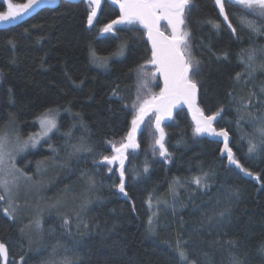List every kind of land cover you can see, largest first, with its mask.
<instances>
[{
  "label": "trees",
  "instance_id": "1",
  "mask_svg": "<svg viewBox=\"0 0 264 264\" xmlns=\"http://www.w3.org/2000/svg\"><path fill=\"white\" fill-rule=\"evenodd\" d=\"M8 2L0 0V11ZM222 2L224 14L216 0H191L186 10L185 30L199 62L190 75L204 114L223 108L212 126L228 133L234 158L252 175L229 163L223 137L195 134L191 114L180 107L162 124L165 156L155 144V118L139 130L137 147L124 159L127 195L118 188L120 166L111 168L103 158L127 138L137 96L163 87L148 63L146 30L124 24L103 31L120 16L110 0L91 25L87 0H60L0 24V132L28 138L39 131L41 115L57 113L56 130L16 160L37 187L34 198L23 213L17 210L18 218L0 201V243L7 248L0 264H181L178 242L196 264H231L233 255L264 264V152H248L249 139L260 143L256 129L264 122V18L233 0ZM252 49L257 55L249 76ZM142 79L146 87L138 91ZM150 200H167L155 230H149ZM36 218L37 236L29 230Z\"/></svg>",
  "mask_w": 264,
  "mask_h": 264
},
{
  "label": "snow or ice",
  "instance_id": "2",
  "mask_svg": "<svg viewBox=\"0 0 264 264\" xmlns=\"http://www.w3.org/2000/svg\"><path fill=\"white\" fill-rule=\"evenodd\" d=\"M41 2L42 0H27L26 3L16 4L13 3L12 0H9L7 11H0V22L14 20L33 9L34 6H39ZM90 2L95 5V8H93L88 15L89 25L93 22V17L96 15V8L99 7L100 0H90ZM113 2L119 4V19L106 25L103 31H112L113 25L115 24L141 25L146 30L148 41L151 43V57L148 63L156 67V70L163 77L164 81V87L158 95H151L143 99H141L140 95L137 96V102L132 105L134 115L131 120V130L127 134L128 142L122 143L119 147L113 145V150L116 155L111 158L107 156L103 158L108 161V163H113L116 160L120 161L119 191L125 193L124 153L129 147H137L135 143L137 129L145 122V118L149 117L151 113L155 117V129L159 133V137L155 140V144L159 146L160 155L165 156L167 149L164 145L165 132L161 127V122L165 118H170L172 116V110L181 103L186 104L193 114L195 134L208 133L210 135L223 137L225 142L224 151L227 152L229 163L235 164L241 171L246 172L248 175H252L250 172H247V169L242 168L234 158L231 148L228 147V133L222 129L217 131L212 126L213 121L220 115L223 108L212 115H205L204 111L197 105L198 84L191 78L190 74H195V72L198 71L199 62L194 61L189 44L190 33L185 30V13L191 4V0H113ZM216 3L219 5L220 12L224 14L225 9L222 0H216ZM235 3L243 6L245 9L252 10L254 13L258 12L260 17L264 18V0H235ZM224 19H228L227 15H224ZM162 20L166 21L167 27L171 29L169 35H166L165 32L161 30L160 22ZM247 23L249 28L253 31L261 30L258 29L252 21H247ZM256 55V49L250 50L247 55L245 63L249 76L255 71L254 60ZM141 73L143 77L149 75L143 72V66H141ZM151 75L154 77L155 73ZM241 75V73H237L235 79L239 80ZM143 87H146V83L142 79L138 91ZM261 92H264V88L261 89ZM229 95H231V93H229ZM244 106L247 107L248 105ZM40 126L43 130V134H47L48 131L56 127V123L54 119L45 115L40 118ZM256 131L260 136V143H254L249 139L248 152L250 154L256 153L258 149L264 152V122L261 123V126L256 129ZM29 139H32V137ZM7 143V135L0 136V189L10 194V183L14 184L16 178L13 177L11 181L7 179V177L12 174V169L5 167L6 161L11 162L12 160V154L6 151ZM16 171L19 170L17 169ZM145 171H147V169H145ZM193 182L200 185L202 183L201 177H195ZM125 195L127 194L125 193ZM4 199L5 196L0 195V201ZM149 204L151 207V200ZM4 211L7 213L8 209ZM8 214L11 215V213ZM225 214V211L218 213L220 217L225 216ZM156 216L157 213L153 212L152 216L149 217V230H152L153 217ZM65 223H67V221H65ZM184 243L186 244L187 241ZM177 252L181 264H196V261L189 260L188 253L179 246V242L177 245ZM0 257L7 258V248L3 243H0ZM231 264H244V261L238 256L233 255Z\"/></svg>",
  "mask_w": 264,
  "mask_h": 264
},
{
  "label": "rangeland",
  "instance_id": "3",
  "mask_svg": "<svg viewBox=\"0 0 264 264\" xmlns=\"http://www.w3.org/2000/svg\"><path fill=\"white\" fill-rule=\"evenodd\" d=\"M56 1L57 0H42L41 3H43V2H56ZM87 1L90 2V0H87ZM233 1L235 2V0H233ZM101 2H102V0H100V5H101ZM110 2L113 3V4H115V5H117V6H119V4L118 3H114L113 0H110ZM100 5H99L98 8H96V14H97V12H98V10L100 8ZM92 8H95V5L92 4ZM27 13L23 14L22 16L14 19V20H10L8 22H0V24H6V23L16 22V21L22 19L23 17H25L27 15ZM95 17H96V15L93 17V19ZM117 25H124V24H115V25H113V27L114 26H117ZM160 26H161V30L164 31L166 35H169L170 34L171 29L167 27L166 21H163L162 20L160 22ZM150 46H151V43H150ZM150 66L155 67L154 65H151V64H150ZM155 69H156V67H155ZM156 73L159 75V72L158 71ZM162 82H163V87H164L163 78H162ZM159 93H157L155 95H158ZM197 105H198V102H197ZM180 107L186 108L190 112L191 117L193 119V114L189 110L188 106L186 104L181 103L180 105H178L176 108H174L172 110V116L170 118H165L161 122V127H162V124L165 121L170 120V119L173 118L175 111L178 108H180ZM45 115H47L50 118L54 119L55 120V123H56V127H57V113L55 111H48V112L44 113L43 115H41L38 118V120H37L38 122L37 123L39 125V131L36 134H33L32 136H30V137H32V139H29L30 137H28V138H21L18 135H16V133L13 130H8V131L0 132V136L5 135V134L7 135L8 143H7L6 151H8V152H10L12 154V160H11V162L6 161V165H5L6 168L12 169V174L10 176H8L7 179H9L11 181L13 179V177L16 178L14 184H11L10 183V188H11V193L10 194L7 193V192H4L3 189H0V191H1V194L5 196V199L3 200V202H4V205H5V208L8 209V212L7 213H11V216H13L15 218H18V211L17 210H19L20 213L21 212L23 213V211L26 209V207H28L27 206L28 201L30 199H33L34 198V195L32 197L31 193L32 192L34 193L37 190L36 189L37 187H33L32 186L33 183L30 180V178L27 177L26 175H24L18 169V167L16 166V160H17V158H18L19 155H21L22 153L26 152L27 150L38 147L39 144H41L45 139H47L51 135V133L53 131L56 130V127H55L53 129H51L50 131H48L47 134H43V130L41 129V126H40V118L43 117V116H45ZM149 117L155 118L151 113L149 114ZM147 118L148 117L145 118V121H146ZM193 121H194V119H193ZM143 124H141L140 127L137 129V132L135 134V143H136L137 134L139 133V130L142 128ZM25 142H27V143H25ZM127 142L128 141H127V138H126L123 142H121L119 145H117V147H119L122 143H127ZM134 148L135 147H129L125 151L124 156L128 152H130L131 150H133ZM224 152H226V151H224ZM114 155H116L115 152H114V154L112 156H114ZM105 162L107 164H109V166L111 168L120 166V161L119 160H116L113 163H108V161H106V160H105ZM13 165H14V168H13ZM17 169L19 171H16ZM176 193H177V191L173 188L171 190V192H170L169 199H172L173 197H175L176 196ZM163 205L164 206L167 205V200H163V201L160 200V201L155 202V203H153L151 205V216H152L153 212H156L157 213V216L156 217H153V226H152L153 230H155L156 227H157L158 216H159V213H160V209L162 208ZM29 230L30 231L33 230V232H35L36 233V236H37V234L41 230V221H40L39 218H36V219H34L31 222V224L29 226Z\"/></svg>",
  "mask_w": 264,
  "mask_h": 264
},
{
  "label": "water",
  "instance_id": "4",
  "mask_svg": "<svg viewBox=\"0 0 264 264\" xmlns=\"http://www.w3.org/2000/svg\"><path fill=\"white\" fill-rule=\"evenodd\" d=\"M59 1L60 0H57L56 2H43V3H41L39 6H34V8L33 9H31L28 13H27V15L25 16V17H23L22 19H20V20H18V21H16V23L17 22H19V21H22V20H25V19H27L29 16H31L33 13H36V12H38L39 10H41L42 8H44V7H54V6H57L58 5V3H59ZM68 1H71V2H77V1H79V0H68ZM103 1L104 0H102V2H101V5H102V3H103ZM100 5V6H101ZM100 9V8H99ZM99 11V10H98ZM98 13V12H97ZM97 15V14H96ZM159 76L160 77H162L161 75H160V73H159ZM163 78V77H162ZM190 113V112H189Z\"/></svg>",
  "mask_w": 264,
  "mask_h": 264
}]
</instances>
